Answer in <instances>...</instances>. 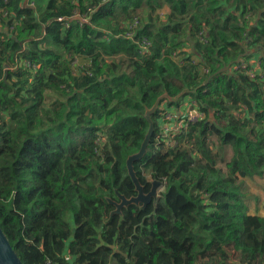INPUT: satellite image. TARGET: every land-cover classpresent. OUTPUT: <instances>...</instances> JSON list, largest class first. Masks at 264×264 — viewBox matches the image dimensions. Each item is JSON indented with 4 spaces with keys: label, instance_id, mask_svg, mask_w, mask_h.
<instances>
[{
    "label": "trees",
    "instance_id": "trees-1",
    "mask_svg": "<svg viewBox=\"0 0 264 264\" xmlns=\"http://www.w3.org/2000/svg\"><path fill=\"white\" fill-rule=\"evenodd\" d=\"M0 9L12 13L0 17V227L22 264H264V200L254 213L245 201L248 181L264 179V0H48L39 13L0 0ZM184 89L151 115L133 164L144 192L163 182L155 203L110 215L115 191L135 195L125 160L148 129L145 108ZM186 97L203 118L164 148L163 106Z\"/></svg>",
    "mask_w": 264,
    "mask_h": 264
},
{
    "label": "water",
    "instance_id": "water-1",
    "mask_svg": "<svg viewBox=\"0 0 264 264\" xmlns=\"http://www.w3.org/2000/svg\"><path fill=\"white\" fill-rule=\"evenodd\" d=\"M241 57L239 56L235 63L240 62ZM229 68V65L223 66L221 69H219L214 74L222 73L227 71ZM213 75H210L208 77V80L212 78ZM188 92V89L182 90L179 94L176 96L170 97L166 92L157 97V99L154 101L152 106L150 108H145L144 117L148 123V129L143 137V140L140 143V147L137 152L132 153L127 156L125 160V167L127 171V175L130 178L133 186L135 195L131 196L129 198H126L124 195L118 193L115 191V194L117 196L118 201H112L107 198V202L114 206V210L110 212V215L112 214H121V209L123 207H126L128 205H136L139 206L140 209L144 208L149 203H155V200L157 199V191L163 187V182L159 180H152L150 182L151 186L147 192H144L143 185L139 182L138 177L136 175V172L134 170V162L137 160H140L147 151V146L149 144V141L151 139V136L154 131V123L151 119V115L158 109L160 103L163 100H166L169 103H176L179 98L183 97L185 93ZM0 264H22L21 260L17 256L16 252L10 245L6 235L2 231L0 227Z\"/></svg>",
    "mask_w": 264,
    "mask_h": 264
},
{
    "label": "built area",
    "instance_id": "built-area-1",
    "mask_svg": "<svg viewBox=\"0 0 264 264\" xmlns=\"http://www.w3.org/2000/svg\"><path fill=\"white\" fill-rule=\"evenodd\" d=\"M7 1V0H4ZM28 7L33 8V5L31 3L26 4ZM6 16H12V13L3 11V9H0V17L4 18ZM72 18L75 16H71ZM78 16H76L77 18ZM81 21H87V16H80L79 17ZM57 21L59 22H65V18L58 17ZM138 24L137 21H132L128 24V27L131 26V32L125 33L126 36L130 37L132 36V28L136 27ZM15 25V22H13V25L10 26V29L13 28ZM150 45L149 41L146 39H143L140 42V48L142 51L146 50L147 47ZM171 58H173L174 61H179V56L177 52H173L170 55ZM78 62V61H77ZM199 60L197 58H192V63H198ZM22 64L26 67H30V64L27 61H22ZM79 64V63H78ZM243 67H245V64H242ZM204 73H207L206 70H203ZM254 70L248 71V74L250 76H253ZM184 109V108H183ZM203 118V114L192 107L191 101H189V104H187L186 108L184 109L183 113L180 114H170L163 112V117L159 122V131L161 132L162 141L164 143V147L168 148L171 146L172 138L175 136L176 133H178L180 129H186L189 125V123H193L198 121L199 119ZM46 264H53L51 261H46Z\"/></svg>",
    "mask_w": 264,
    "mask_h": 264
},
{
    "label": "rangeland",
    "instance_id": "rangeland-1",
    "mask_svg": "<svg viewBox=\"0 0 264 264\" xmlns=\"http://www.w3.org/2000/svg\"><path fill=\"white\" fill-rule=\"evenodd\" d=\"M48 0H24L25 4L31 3L33 5V8L36 10L37 13L42 12L46 6ZM159 15L162 16V13L164 12L163 9H161L159 11ZM139 16L142 17V20L144 22L145 20V16L146 13L144 10H142L141 12L138 13ZM1 27V25H0ZM46 35H44L42 37V42H51L50 40H47ZM186 43V42H184ZM187 44V43H186ZM7 70V69H6ZM210 146L212 147V149H214V144L215 141L210 140L209 141ZM184 147L186 148V146L184 145ZM165 148V147H164ZM232 154L231 148L229 145L224 146L223 148V152H222V157L216 161V166L221 169L222 172L225 171V164L226 162L230 159ZM145 175L147 177V179H149V173L148 171H145ZM248 188H249V196H247L245 198L246 204L249 208V212L250 213H254L255 208H256V204L261 201L264 200V179L263 178H258V180L256 182H250L248 181ZM162 189V188H161ZM159 189L157 191V194L160 192ZM231 259H234L236 257H230Z\"/></svg>",
    "mask_w": 264,
    "mask_h": 264
},
{
    "label": "crops",
    "instance_id": "crops-1",
    "mask_svg": "<svg viewBox=\"0 0 264 264\" xmlns=\"http://www.w3.org/2000/svg\"><path fill=\"white\" fill-rule=\"evenodd\" d=\"M258 60L256 59V57H252L250 60H249V64L254 67L255 69H257L258 67ZM189 101L190 99L189 98H184L182 101H181V105L177 108H174V107H164L165 110H166V113H170V114H180V113H183L184 109L186 108L187 104H189ZM184 108V109H183Z\"/></svg>",
    "mask_w": 264,
    "mask_h": 264
},
{
    "label": "clouds",
    "instance_id": "clouds-1",
    "mask_svg": "<svg viewBox=\"0 0 264 264\" xmlns=\"http://www.w3.org/2000/svg\"><path fill=\"white\" fill-rule=\"evenodd\" d=\"M164 15V12L162 13V16ZM181 105V104H180ZM164 107H167L166 105L163 106V110L164 112H166L165 108ZM159 108V107H158Z\"/></svg>",
    "mask_w": 264,
    "mask_h": 264
},
{
    "label": "bare ground",
    "instance_id": "bare-ground-1",
    "mask_svg": "<svg viewBox=\"0 0 264 264\" xmlns=\"http://www.w3.org/2000/svg\"><path fill=\"white\" fill-rule=\"evenodd\" d=\"M60 148H61V147H60ZM60 148H59V149H60ZM62 151H63V150H62Z\"/></svg>",
    "mask_w": 264,
    "mask_h": 264
}]
</instances>
